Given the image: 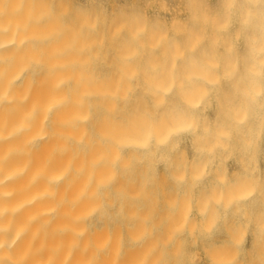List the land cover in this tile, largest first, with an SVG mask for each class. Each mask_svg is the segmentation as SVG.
<instances>
[{"label": "bare ground", "instance_id": "6f19581e", "mask_svg": "<svg viewBox=\"0 0 264 264\" xmlns=\"http://www.w3.org/2000/svg\"><path fill=\"white\" fill-rule=\"evenodd\" d=\"M237 170L264 182V0H0V264H264Z\"/></svg>", "mask_w": 264, "mask_h": 264}, {"label": "rangeland", "instance_id": "374dc122", "mask_svg": "<svg viewBox=\"0 0 264 264\" xmlns=\"http://www.w3.org/2000/svg\"><path fill=\"white\" fill-rule=\"evenodd\" d=\"M181 160L182 159L180 157L177 158L178 162ZM249 160L252 162L259 161V160L262 161L259 157H252V158H249ZM229 168L231 170L232 166H230ZM237 171L238 172L233 171L232 173L227 174L224 180L221 178H218L220 174L215 173L213 175H210L211 177L210 181L212 180V183H213V184L211 183V185L220 187V186L226 185V183H229V182H231V184H237L239 181H241V184H243L244 182L249 188H253L256 185H259L261 186L260 188L261 191L259 193H256L255 190H251L250 192L252 193V197H256L258 199L259 195L261 196V194L263 193V185H264V182H262L263 177L251 171H248V173H243V174L240 173V170H237ZM236 177H237V180H236ZM194 180L196 183L197 182L196 177L194 178ZM249 236H251V233L248 234V237Z\"/></svg>", "mask_w": 264, "mask_h": 264}]
</instances>
